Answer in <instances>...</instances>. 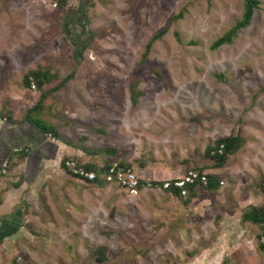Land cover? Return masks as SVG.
Here are the masks:
<instances>
[{
	"label": "rangeland",
	"instance_id": "obj_1",
	"mask_svg": "<svg viewBox=\"0 0 264 264\" xmlns=\"http://www.w3.org/2000/svg\"><path fill=\"white\" fill-rule=\"evenodd\" d=\"M244 9V0H0V114L12 108L20 121L41 91L71 75L31 120L54 125L77 145L80 162L128 163L146 181L202 168L220 182L217 189H197L191 202L205 216L191 219L182 208L186 198L159 187L134 194L118 182L100 186L76 178L91 188L76 196L80 225L67 215L63 226L57 214L47 225L34 224L28 247L38 257L22 261L218 264L186 251L201 241L189 228L208 227L219 214L216 225L230 218L229 254L219 264H264L261 226L241 220L249 206L264 207V0L232 42L213 47ZM162 31L142 61L145 46ZM38 68L57 75L42 90L24 82ZM237 132L243 146L218 166L207 147ZM232 236L240 241L233 244ZM153 244L155 252L138 255ZM19 245L17 254L24 255L26 244ZM15 259L9 264H19Z\"/></svg>",
	"mask_w": 264,
	"mask_h": 264
},
{
	"label": "crops",
	"instance_id": "obj_2",
	"mask_svg": "<svg viewBox=\"0 0 264 264\" xmlns=\"http://www.w3.org/2000/svg\"><path fill=\"white\" fill-rule=\"evenodd\" d=\"M1 110L0 108V113ZM7 112L4 115L0 114V168L5 160L10 163L8 172L0 175V264H9L11 256H15V260H20L19 264H31L30 261H22V258L24 259L26 256L28 258L31 256L32 258L35 253H38L30 246L31 249L28 247L33 241V236H36L30 232L31 226L37 223L40 226L47 225L48 221L54 220L55 214H57L56 218H59V222L63 226L66 225L65 216L67 215L72 219V223L69 221L70 224L74 226L80 225L77 220V212L81 209V204L76 201V196L91 188L76 183L75 179L77 177H73L64 165L67 158L81 161L76 158V156H81V151L77 148L76 144L72 143L69 138H65L59 132L55 134L51 130L49 133H43L39 126L26 118L27 114L18 121L16 113L12 111V108ZM17 147H23L27 151L17 153L15 151ZM82 151L87 152L86 150ZM82 163L86 162L82 161ZM142 178L148 180L144 177ZM150 188L157 189L158 187ZM159 189L174 197H178L172 190L166 191L162 187H159ZM139 191L143 193L145 190L143 191L140 188L136 191L128 192L138 194ZM199 195H203V193ZM194 198L191 200H194ZM184 203L186 205L182 207L183 210H186L184 214H187L191 219L195 214L202 217L205 216V209L199 210L202 207L199 203L195 204L191 201ZM155 210H158V208ZM34 215L40 216V222L34 219ZM170 215L176 217L172 213ZM241 216L242 221L250 222L243 220V212ZM216 217L218 218L219 214ZM216 217L214 218L215 221H212L213 224H209L210 226L208 227L202 224L200 230L199 227L189 228L188 235L191 234L194 238L196 237L195 240L197 237L201 238L200 245L197 241L192 249H187L186 254L189 257L195 258L201 254L204 257L215 258L214 262L219 264L229 254L225 253L226 251L224 250V243H227L224 233L227 229L226 224H229L228 220L230 218H221L219 226L216 225ZM206 219L209 220L210 218ZM60 236L63 238L62 235ZM234 237L232 236L231 241L233 244L236 241H240H235ZM19 242L26 244V247L23 249L24 255L20 256L17 254V248L22 245H19ZM156 248L159 247L155 244L145 245L137 253L138 255H144L146 252H155ZM61 252L64 255L66 253L65 250ZM104 257L106 258V255L100 253L97 259L98 261H102ZM79 261L75 264H84Z\"/></svg>",
	"mask_w": 264,
	"mask_h": 264
},
{
	"label": "trees",
	"instance_id": "obj_3",
	"mask_svg": "<svg viewBox=\"0 0 264 264\" xmlns=\"http://www.w3.org/2000/svg\"><path fill=\"white\" fill-rule=\"evenodd\" d=\"M57 1H59V3H61L62 5L66 3V0H57ZM259 5H260V0H244L245 9H244L242 19L240 21L236 22V24H234L222 36H219V38L213 43V47L216 48V47H218L224 43L232 42L233 39L235 38V36H237V33L239 32V30L246 27L250 23V20L252 18L254 10ZM181 15H182V12L179 13L178 16H181ZM163 33H164V31L157 33L156 35H153L151 41L148 42L147 45L145 46V51L143 53L142 61H144V59L148 56L150 49L152 47V44L156 40L160 39L161 35H163ZM56 76L57 75L55 73H51L48 68H46V69L38 68L35 70L28 71L24 76V82L27 86H29L33 80L36 82L37 88L39 90H42L43 85L45 83L50 82ZM70 76L71 75L66 76L57 86H55L51 89L45 90V91H41L42 92L41 98L33 107L28 109L26 118H28V119L30 118V120H31V116L34 118V116H33L34 112H36L38 114V117H39V115H41L42 104H43L44 100L46 99V97L48 95L52 94L54 91L58 90L65 82L68 81ZM258 93H260V91H258L255 94L258 95ZM37 119L39 120V123H35L33 120H31V121H33V123L38 125V126L40 125V129L43 133H49L52 130L51 132L58 134V129L54 125L48 124L47 122H45L44 120H42L40 118H37ZM243 144H244V139H243L241 133L237 132L235 134H231L229 136L217 139L213 146L207 147L206 151L210 157H212L214 160H216L217 165L222 167L226 164V161L229 158L230 154L234 153L236 150H239L243 146ZM83 149H85L89 153L92 152V150L86 149V147ZM99 152H103V150H99ZM106 152L110 154V153H115L116 151L109 149V150H106ZM80 163L82 166L85 167V169L94 170V171H98V172L106 171L108 169V166L111 164L109 162H106L104 164H96V163H89V162L88 163L80 162ZM119 164L125 165L126 167H132L131 164L124 163V162H120ZM189 170H192V169H189ZM194 170L198 171L200 174H202L204 172L202 168L194 169ZM206 176H207V183L206 184H203L197 178L194 183H187L184 188H179V189H178V187L176 188L173 185H171L170 187H166V188L163 187L166 180H156V181L154 180V181H149V182H150L151 187H162L166 191L172 190L175 192V194L178 195V197H185L186 202H189V201H191L192 198L196 197L197 192H198L197 189L199 187H205V188H208L211 190L218 188L219 183H220V182L218 183V176L211 175V174L206 175ZM169 180L171 181V183H174L176 178H171ZM90 182L95 183V184L100 185V186L107 184L106 181L100 180L98 178H97V180H93ZM149 182H147L146 180L141 178V183L148 184ZM140 187L141 186H139V189H140ZM183 189L186 190L185 195L182 193ZM263 189H264V185H263ZM243 220L250 221L254 224L261 226L262 232L260 234H258V238L260 241L259 247L262 251H264V243H262V239L264 238V207H262V206L248 207V209H246L243 213Z\"/></svg>",
	"mask_w": 264,
	"mask_h": 264
},
{
	"label": "built area",
	"instance_id": "obj_4",
	"mask_svg": "<svg viewBox=\"0 0 264 264\" xmlns=\"http://www.w3.org/2000/svg\"><path fill=\"white\" fill-rule=\"evenodd\" d=\"M52 136L51 134H49ZM55 139L54 137H52ZM17 153H22L24 151H27L23 147H17L15 149ZM64 165L68 172L80 179H83L85 181H93V180H104L107 183H116L118 182L120 184V187L128 190V191H136L140 188L150 186V182L148 184L141 183V177L137 174V172L134 170L133 167H126L125 165H121L116 162H112L106 171L98 172L94 170H87L84 166L81 165V163L74 159V158H67L64 162ZM10 167L9 161L5 160L0 168V175H4L8 172ZM199 179L203 184L207 183V176L205 173L200 174L198 171L192 169L189 170L187 173H185L182 177H177L174 183H171L170 180H166L163 187H170L173 185L174 187L184 188L187 183H194L196 179ZM182 193L185 195L186 190L183 189ZM1 221V217H0ZM262 243H264V238L262 239Z\"/></svg>",
	"mask_w": 264,
	"mask_h": 264
}]
</instances>
